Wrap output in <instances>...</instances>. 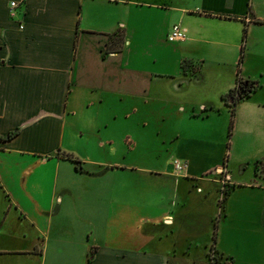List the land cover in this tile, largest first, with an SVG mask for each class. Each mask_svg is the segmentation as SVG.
Returning a JSON list of instances; mask_svg holds the SVG:
<instances>
[{"label":"crops","instance_id":"crops-1","mask_svg":"<svg viewBox=\"0 0 264 264\" xmlns=\"http://www.w3.org/2000/svg\"><path fill=\"white\" fill-rule=\"evenodd\" d=\"M175 23L185 37L169 41ZM238 78L258 86L226 101ZM130 103L171 150L162 168H129L172 178L176 211L105 244L61 209L76 207L71 178L116 169L100 131ZM211 246L213 264H264V0H0V264H211Z\"/></svg>","mask_w":264,"mask_h":264},{"label":"rangeland","instance_id":"rangeland-1","mask_svg":"<svg viewBox=\"0 0 264 264\" xmlns=\"http://www.w3.org/2000/svg\"><path fill=\"white\" fill-rule=\"evenodd\" d=\"M118 40H120L119 33ZM129 115V121L117 120L112 122L108 129L100 131L102 139L115 137L117 140L113 145L117 148V153L112 154L115 156L113 159L118 161L116 169L97 177L71 178L74 193L78 197L76 207L72 202H64L61 209L62 212L68 211L72 214L78 211L80 215H84L85 219L90 217L91 220H85L86 230H93L101 239L100 243L128 245L129 233L134 234L133 227L137 225L142 227L145 217L158 216L167 209L175 215L176 211V207L171 203L176 196L172 178L154 177L129 168V165L134 169H158L164 166L170 157L171 149L163 142L165 138L162 134L156 131L160 123L157 122L156 117L146 118L142 103H139L137 107L130 103ZM92 157L104 159V156L98 152L92 153ZM229 188L230 184L228 186L222 184L223 190L227 191ZM142 191L143 193L149 191L147 205L143 203L140 196ZM44 195L45 192L41 193V196ZM190 205L193 204H189V207L185 209L186 212L189 211L187 214L193 212V207ZM203 220L204 217L198 218L199 226ZM188 221L190 225L193 223L189 218ZM186 224L187 222L176 224L181 232L179 238L182 241V247L187 240L191 239L186 235L188 234ZM203 237L206 238V235ZM183 251H189V249H183L181 252ZM197 251L199 255H203V246H198Z\"/></svg>","mask_w":264,"mask_h":264},{"label":"built area","instance_id":"built-area-1","mask_svg":"<svg viewBox=\"0 0 264 264\" xmlns=\"http://www.w3.org/2000/svg\"><path fill=\"white\" fill-rule=\"evenodd\" d=\"M17 5L16 2L12 1L11 2V7H15ZM185 37V33L183 32V30L181 29L180 25L178 23H175L171 26L168 34H167V38L169 41H177L180 39H183ZM240 83V82H239ZM239 92H240V84L235 87L232 98L236 99L239 97ZM185 164L183 162H180L178 160L174 161V172L175 173H181L182 170L184 169ZM218 174H220V176H222L221 178V182L224 185H227L229 182V175L227 173V170L222 166L221 168H219L218 170ZM209 255H210V261H213L214 258L217 255V252L215 250V248L213 246H211V248H209ZM224 264H230L229 260L224 261Z\"/></svg>","mask_w":264,"mask_h":264},{"label":"trees","instance_id":"trees-1","mask_svg":"<svg viewBox=\"0 0 264 264\" xmlns=\"http://www.w3.org/2000/svg\"><path fill=\"white\" fill-rule=\"evenodd\" d=\"M120 37H121V42H122V40H123V33H121L120 34ZM192 61H188V60H184L183 62H182V67L183 68H185V67H187V66H190V65H192ZM238 80H239V82H240V80H241V78H238ZM257 86H258V83L256 82V81H244L243 83H241L240 82V92H239V97L238 98H242V97H244V96H246V95H249L252 91H254L256 88H257ZM233 92H234V90H230L229 91V93L228 94H226L225 96H224V99L227 101V99L229 98V97H232V95H233ZM238 98H236L237 100H238ZM236 103V101H232V103H230L229 105H230V107H231V111H232V114H233V109H234V106H233V104H235ZM231 129H232V120H231V122H230V126H229V134L231 133ZM15 132H12V133H10L9 134V136L10 135H13ZM228 186V185H227ZM231 187V186H230ZM229 190V189H228ZM228 190L227 191H225V190H223V192H224V195H226L227 193H228ZM224 199V196L222 197V199H221V201ZM215 226H216V222H215ZM215 239H216V233L214 232V234H213V240L215 241ZM210 256V255H209ZM215 259V258H214ZM217 259V258H216ZM227 260V258L225 259V261ZM214 263V261H211V264H213ZM225 263V262H224ZM224 263H222V264H224Z\"/></svg>","mask_w":264,"mask_h":264}]
</instances>
